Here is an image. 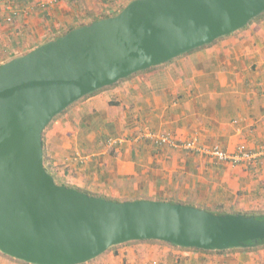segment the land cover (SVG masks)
Masks as SVG:
<instances>
[{
  "label": "crops",
  "instance_id": "1",
  "mask_svg": "<svg viewBox=\"0 0 264 264\" xmlns=\"http://www.w3.org/2000/svg\"><path fill=\"white\" fill-rule=\"evenodd\" d=\"M130 1L15 2L11 24L0 10V65ZM189 141L228 154L264 149V14L73 103L44 130L43 162L54 180L95 197L264 216V157L219 161L183 148ZM0 264L25 263L0 253ZM84 264H264V247L132 242Z\"/></svg>",
  "mask_w": 264,
  "mask_h": 264
},
{
  "label": "water",
  "instance_id": "2",
  "mask_svg": "<svg viewBox=\"0 0 264 264\" xmlns=\"http://www.w3.org/2000/svg\"><path fill=\"white\" fill-rule=\"evenodd\" d=\"M264 0H132L0 65V253L84 264L112 247L160 241L223 251L264 240V221L169 202H115L55 183L42 134L81 98L244 28Z\"/></svg>",
  "mask_w": 264,
  "mask_h": 264
},
{
  "label": "built area",
  "instance_id": "3",
  "mask_svg": "<svg viewBox=\"0 0 264 264\" xmlns=\"http://www.w3.org/2000/svg\"><path fill=\"white\" fill-rule=\"evenodd\" d=\"M33 0H0V10L4 14V21L8 24H11L15 17L18 15L19 10L14 7L15 2L20 3H31ZM161 143H169L170 140L167 137H162L160 139ZM173 142H171L172 144ZM182 147L186 150H190L197 153H202L207 156H210L219 161H228V162H239V161H250L254 158L264 157V149H260L257 152H245L243 149H239L235 154H228L219 150L218 148H206L199 146L194 141L185 142L182 144Z\"/></svg>",
  "mask_w": 264,
  "mask_h": 264
},
{
  "label": "trees",
  "instance_id": "4",
  "mask_svg": "<svg viewBox=\"0 0 264 264\" xmlns=\"http://www.w3.org/2000/svg\"><path fill=\"white\" fill-rule=\"evenodd\" d=\"M131 2V1H130ZM123 9V8H122ZM121 9V10H122ZM120 10V11H121ZM119 11V12H120ZM119 12H117V13H119ZM117 13H114V14H112V15H103V16H101V17H99V18H95L94 20H91L90 22H88V23H86V24H82V25H80V27L81 26H85V25H89V24H91L92 22H94V21H96V20H100V19H104V18H108V17H112V16H115ZM262 14H264V13H262ZM261 14V15H262ZM72 30V29H71ZM67 33V32H66ZM65 33V34H66ZM64 35V34H63ZM62 36V35H61ZM58 37H60V36H58ZM58 37H56V38H58ZM55 38V39H56ZM55 39H53V40H55ZM48 42V41H47ZM4 64V63H3ZM2 65V64H1ZM151 68H154V67H151ZM151 68H149V69H151ZM141 72V71H140ZM138 73V72H137ZM136 74V73H135ZM123 80V79H122ZM122 80H120V81H122ZM120 81H118V82H120ZM117 82V83H118ZM116 83V84H117ZM115 85V84H114ZM113 85V86H114ZM110 87H112V86H109V87H105V88H103V89H106V88H110ZM99 91V90H98ZM98 91H95V92H93V93H91V94H89V95H92V94H94V93H96V92H98ZM45 167V166H44ZM46 169V168H45ZM47 170V169H46ZM47 172H48V170H47ZM49 173V172H48ZM50 174V173H49ZM51 175V174H50ZM52 176V175H51ZM55 183L56 184H58V185H63V186H66V187H69V188H72V187H70V186H68V185H65V184H63V183H60L59 181H57V180H55ZM79 191V190H78ZM81 192V191H80ZM89 195V194H88ZM90 196H93V195H90ZM93 197H95V196H93ZM215 215H224V214H221V213H218V214H215ZM244 216H251V215H249V214H247V215H244ZM256 217V219H258V220H262V221H264V216H255ZM136 242H151V243H161V244H164V245H169V246H172V245H170V244H167V243H164V242H160V241H154V240H148V241H136ZM129 243H132V242H129ZM127 244V243H126ZM173 247H175V246H173ZM246 247H250V248H252V249H258V248H263L264 247V240H258V241H256V242H248L247 243V246ZM115 248H117V246H115V247H112V248H110L109 250H112V249H115ZM17 261H19V260H17ZM19 262H22V261H19ZM23 263H25V262H23ZM25 264H27V263H25Z\"/></svg>",
  "mask_w": 264,
  "mask_h": 264
},
{
  "label": "rangeland",
  "instance_id": "5",
  "mask_svg": "<svg viewBox=\"0 0 264 264\" xmlns=\"http://www.w3.org/2000/svg\"><path fill=\"white\" fill-rule=\"evenodd\" d=\"M96 197H97V198H101L100 196H96ZM102 199H105V198H102ZM106 200L116 201V202L118 201V200H115V199H112V198H111V199H106ZM119 201H120V200H119ZM133 201H134V200H133Z\"/></svg>",
  "mask_w": 264,
  "mask_h": 264
}]
</instances>
